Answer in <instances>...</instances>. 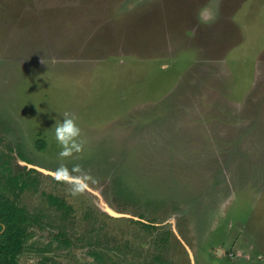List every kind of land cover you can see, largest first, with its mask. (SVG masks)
<instances>
[{"label":"rangeland","instance_id":"374dc122","mask_svg":"<svg viewBox=\"0 0 264 264\" xmlns=\"http://www.w3.org/2000/svg\"><path fill=\"white\" fill-rule=\"evenodd\" d=\"M0 188L20 264H264V0H0Z\"/></svg>","mask_w":264,"mask_h":264},{"label":"trees","instance_id":"16d2710c","mask_svg":"<svg viewBox=\"0 0 264 264\" xmlns=\"http://www.w3.org/2000/svg\"><path fill=\"white\" fill-rule=\"evenodd\" d=\"M16 181L20 184L18 178ZM22 183V188L27 186ZM33 223V216L0 188V264H20Z\"/></svg>","mask_w":264,"mask_h":264},{"label":"clouds","instance_id":"9594fccd","mask_svg":"<svg viewBox=\"0 0 264 264\" xmlns=\"http://www.w3.org/2000/svg\"><path fill=\"white\" fill-rule=\"evenodd\" d=\"M211 20V16H201L202 23L207 24ZM81 132L82 130L75 117L72 116L65 115L63 120L55 125V139L61 149L58 156L62 161L68 160L82 151ZM55 171L56 175L54 178L58 182L67 184L73 196L83 194L88 184L92 181L91 176L79 164L69 169L64 163H61Z\"/></svg>","mask_w":264,"mask_h":264},{"label":"bare ground","instance_id":"6f19581e","mask_svg":"<svg viewBox=\"0 0 264 264\" xmlns=\"http://www.w3.org/2000/svg\"><path fill=\"white\" fill-rule=\"evenodd\" d=\"M100 201H101V200H100ZM100 201H99V202H100ZM102 208H103V207H102Z\"/></svg>","mask_w":264,"mask_h":264}]
</instances>
